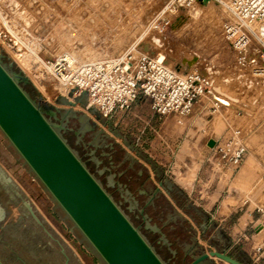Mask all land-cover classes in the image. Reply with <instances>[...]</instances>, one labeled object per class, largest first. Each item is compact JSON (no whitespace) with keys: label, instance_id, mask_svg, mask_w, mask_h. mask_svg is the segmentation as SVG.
Returning <instances> with one entry per match:
<instances>
[{"label":"rangeland","instance_id":"obj_1","mask_svg":"<svg viewBox=\"0 0 264 264\" xmlns=\"http://www.w3.org/2000/svg\"><path fill=\"white\" fill-rule=\"evenodd\" d=\"M174 1L0 0V60L166 264H191L210 250L227 251L244 264H264L252 254L264 237L253 227L262 218L257 204L264 201L262 80L250 67L238 66L224 33L227 4L205 0L176 9ZM71 45L102 59L146 51L182 72H207L210 84L195 108L196 125L215 133L230 125L244 130L249 149L233 175L237 193L228 198V193L218 196L211 188L199 192L193 186L200 166L191 160L192 143L181 142L189 118L181 125L174 116L159 117L141 98L118 123L88 108L87 94L65 92L42 63ZM215 85L242 98L244 106L229 110L218 123L221 108L207 100ZM0 168L5 264H106L1 128ZM244 171L248 174L240 179ZM200 264L228 263L210 258Z\"/></svg>","mask_w":264,"mask_h":264},{"label":"built area","instance_id":"obj_2","mask_svg":"<svg viewBox=\"0 0 264 264\" xmlns=\"http://www.w3.org/2000/svg\"><path fill=\"white\" fill-rule=\"evenodd\" d=\"M204 1L175 0L173 5L176 9H188ZM227 5L233 17L225 20V36L237 54L238 63L252 55L258 56L261 62L257 68L258 77L264 86V0H228ZM155 25L159 28V24ZM255 41L260 46L253 50ZM42 68H50L53 79L67 86L69 92L87 94L88 108H94L103 117L118 123L123 122L135 102L143 98L150 102L159 117L174 116L184 125L209 86V78L204 73L182 72L169 66L162 56L146 51L129 50L123 56L96 61L76 60L63 52L54 59L43 61ZM211 107L217 109L213 102ZM205 147V161L200 167L206 166V169L199 167L195 179V188L199 192L205 188L212 191L214 179L222 175L233 176L245 161L249 149L242 129L232 125L209 140ZM176 158L179 159L178 154ZM173 162L168 170L172 174L176 165V161ZM257 211L262 218L257 219L253 227L259 235L264 233V201L257 204ZM252 254L255 261H264V237L252 247Z\"/></svg>","mask_w":264,"mask_h":264},{"label":"water","instance_id":"obj_3","mask_svg":"<svg viewBox=\"0 0 264 264\" xmlns=\"http://www.w3.org/2000/svg\"><path fill=\"white\" fill-rule=\"evenodd\" d=\"M0 128L106 264H166L1 60ZM214 257L244 264L218 250L191 264Z\"/></svg>","mask_w":264,"mask_h":264},{"label":"bare ground","instance_id":"obj_4","mask_svg":"<svg viewBox=\"0 0 264 264\" xmlns=\"http://www.w3.org/2000/svg\"><path fill=\"white\" fill-rule=\"evenodd\" d=\"M222 1L225 4H228V0H226V1L222 0ZM229 14H230L229 18L233 17L231 12ZM154 41L157 44H159L161 42V40L159 38H157V37H154ZM255 43H256V45L252 44L253 45L252 46L253 50L256 49L257 45L260 46L259 42L255 41ZM66 52L69 53L74 59L80 60V61H96V60L102 59V58H100V56H97V53L93 52L90 49H79V50H76V46H72V45H71V47L67 48ZM236 57H237V54H236ZM38 58H39V56L36 55V58H33V60L36 59V61L38 62ZM238 64H239L238 66L240 68H249L250 67L253 70L254 74H256L258 76V69L257 68H258V65L261 64L260 59L258 58V56L252 55L250 58L248 57L243 63H241V64L238 63ZM47 69L50 71V68H47ZM192 71H200V72L204 73L205 75H207L208 78H209V84H210V75L207 72H205L203 70H199V69L191 70V72ZM231 80L232 79L229 76L228 81H231ZM60 85L66 90L65 92H67V91L69 92V88L67 86H65L64 84H61V83H60ZM41 87H42L41 91H42L43 95L46 97V99H48L49 95H48L47 91L44 90L43 86H41ZM207 91H206V93H207ZM213 92H214V94H210L209 97L207 98V100L208 101H212L213 103H215L217 108L218 107H219V109L221 108L220 109L221 113L219 115H217V118H216L217 123L219 122V119L224 116L223 114H225L226 112H230L229 110H232V109L243 110L244 109L243 108L244 106H242V103H243L242 98L239 99L234 94H230V93L226 92L225 90H223L222 88L220 89L216 85L213 88ZM247 174H248V172L244 171L242 173V175L244 177L240 176V179L245 178V176H247ZM263 192H264V186H263ZM214 258H217V257H214ZM227 263L230 264L229 262H227Z\"/></svg>","mask_w":264,"mask_h":264},{"label":"crops","instance_id":"obj_5","mask_svg":"<svg viewBox=\"0 0 264 264\" xmlns=\"http://www.w3.org/2000/svg\"><path fill=\"white\" fill-rule=\"evenodd\" d=\"M198 111L195 110V112L193 113V115L189 118V121H187V125L183 126L182 129V137L181 142H190L192 143L193 147L191 148V146H189L190 150H195L196 155L195 157H193L191 160L193 162H195V164H199V166H201L202 164H204L205 161V149H206V143L211 140V137H215L216 135L220 134L221 132H223L224 130H222L221 132H217L215 133L214 129L212 127H207V126H197L196 125V120L198 117ZM244 132V130H243ZM215 133V134H213ZM245 133V132H244ZM203 135V136H201ZM206 135L209 137L207 139V142L205 143V145L203 144V140L206 137ZM189 143V145H190ZM197 159V160H195ZM196 179V178H195ZM215 184L213 185V189L211 191L210 194H217L218 196L221 195L222 193H228V198L230 197L229 195L231 194H235L237 193V190H235L232 187V181H233V176H230V174H225L219 177V179H214ZM206 184V183H205ZM203 184V186L205 187L206 185ZM195 185V181L193 186ZM207 191L206 188L202 189V192ZM207 193V192H205ZM227 198V197H226Z\"/></svg>","mask_w":264,"mask_h":264}]
</instances>
